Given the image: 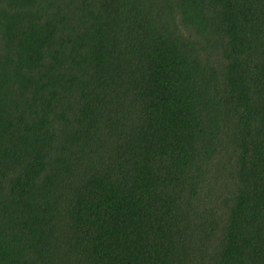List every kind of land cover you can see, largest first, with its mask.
Returning <instances> with one entry per match:
<instances>
[{"label": "trees", "instance_id": "16d2710c", "mask_svg": "<svg viewBox=\"0 0 264 264\" xmlns=\"http://www.w3.org/2000/svg\"><path fill=\"white\" fill-rule=\"evenodd\" d=\"M0 264H264V0H0Z\"/></svg>", "mask_w": 264, "mask_h": 264}]
</instances>
